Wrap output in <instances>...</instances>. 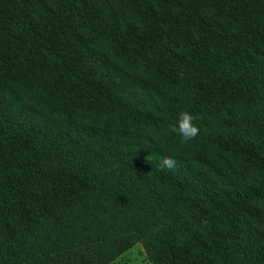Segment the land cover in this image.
Returning <instances> with one entry per match:
<instances>
[{"label":"trees","instance_id":"16d2710c","mask_svg":"<svg viewBox=\"0 0 264 264\" xmlns=\"http://www.w3.org/2000/svg\"><path fill=\"white\" fill-rule=\"evenodd\" d=\"M135 244L264 264V0H0V264Z\"/></svg>","mask_w":264,"mask_h":264},{"label":"clouds","instance_id":"9594fccd","mask_svg":"<svg viewBox=\"0 0 264 264\" xmlns=\"http://www.w3.org/2000/svg\"><path fill=\"white\" fill-rule=\"evenodd\" d=\"M198 116L189 113L187 111L181 112L179 118L176 122L170 123L167 126L168 135H175L179 137V142L183 144H188L189 142L195 140L200 135V128L196 123H194ZM177 166V161L172 156H165L161 159L160 163L157 165L158 171H171Z\"/></svg>","mask_w":264,"mask_h":264},{"label":"rangeland","instance_id":"374dc122","mask_svg":"<svg viewBox=\"0 0 264 264\" xmlns=\"http://www.w3.org/2000/svg\"><path fill=\"white\" fill-rule=\"evenodd\" d=\"M105 53L113 58L114 54L110 50ZM109 264H150L146 259V255L140 244H135L127 251L123 252L119 257Z\"/></svg>","mask_w":264,"mask_h":264}]
</instances>
